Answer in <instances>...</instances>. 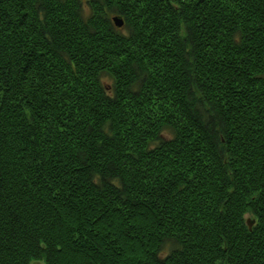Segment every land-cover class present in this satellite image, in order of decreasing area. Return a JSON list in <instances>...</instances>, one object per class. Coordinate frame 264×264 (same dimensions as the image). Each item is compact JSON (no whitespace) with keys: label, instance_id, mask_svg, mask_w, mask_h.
Here are the masks:
<instances>
[{"label":"trees","instance_id":"16d2710c","mask_svg":"<svg viewBox=\"0 0 264 264\" xmlns=\"http://www.w3.org/2000/svg\"><path fill=\"white\" fill-rule=\"evenodd\" d=\"M35 262L264 264V0H0V264Z\"/></svg>","mask_w":264,"mask_h":264},{"label":"water","instance_id":"95a60500","mask_svg":"<svg viewBox=\"0 0 264 264\" xmlns=\"http://www.w3.org/2000/svg\"><path fill=\"white\" fill-rule=\"evenodd\" d=\"M112 21L114 22L116 27H121L122 24H123V20L121 19V17L119 18V17L114 16V17H112ZM252 223H253V221H250L249 219L247 220L248 228L251 227ZM33 264H40V263L39 262H35Z\"/></svg>","mask_w":264,"mask_h":264},{"label":"rangeland","instance_id":"374dc122","mask_svg":"<svg viewBox=\"0 0 264 264\" xmlns=\"http://www.w3.org/2000/svg\"><path fill=\"white\" fill-rule=\"evenodd\" d=\"M247 217V216H246ZM166 252V248H164L163 253Z\"/></svg>","mask_w":264,"mask_h":264}]
</instances>
